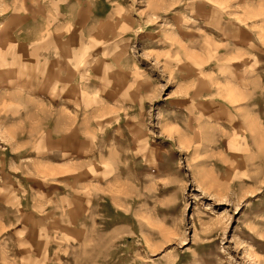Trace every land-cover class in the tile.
Segmentation results:
<instances>
[{"label": "rangeland", "instance_id": "rangeland-1", "mask_svg": "<svg viewBox=\"0 0 264 264\" xmlns=\"http://www.w3.org/2000/svg\"><path fill=\"white\" fill-rule=\"evenodd\" d=\"M0 264H264V0H0Z\"/></svg>", "mask_w": 264, "mask_h": 264}, {"label": "crops", "instance_id": "crops-1", "mask_svg": "<svg viewBox=\"0 0 264 264\" xmlns=\"http://www.w3.org/2000/svg\"><path fill=\"white\" fill-rule=\"evenodd\" d=\"M74 151V152H73ZM79 149L78 147L76 149H72V151H70V153L66 154L65 157L68 159V157L71 155H73L72 157H77L79 155Z\"/></svg>", "mask_w": 264, "mask_h": 264}]
</instances>
